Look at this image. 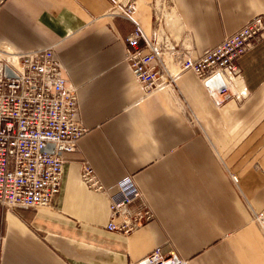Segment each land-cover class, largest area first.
<instances>
[{
  "label": "crops",
  "instance_id": "0c3cea01",
  "mask_svg": "<svg viewBox=\"0 0 264 264\" xmlns=\"http://www.w3.org/2000/svg\"><path fill=\"white\" fill-rule=\"evenodd\" d=\"M114 0H0V55L55 45L85 128L63 154L52 208H0V264H134L152 249L186 264H264V37L238 59L241 101L214 107L193 74L143 95L119 41L132 22ZM130 18L196 58L253 18L264 0H125ZM88 164L110 194L130 177L152 217L107 232V200L80 182Z\"/></svg>",
  "mask_w": 264,
  "mask_h": 264
},
{
  "label": "built area",
  "instance_id": "2783aa9c",
  "mask_svg": "<svg viewBox=\"0 0 264 264\" xmlns=\"http://www.w3.org/2000/svg\"><path fill=\"white\" fill-rule=\"evenodd\" d=\"M119 15L132 29L119 41L123 61L143 95L171 85L189 72L214 107L244 97L233 90L240 79L238 59L264 37L259 18H253L196 58L177 51L156 30L146 36L130 18L134 7L124 4ZM113 14L115 11L113 10ZM76 91L55 55V45L0 55V208L34 210L52 208L60 191L63 154L76 151L85 128L76 119ZM80 182L107 200V232L126 235L148 222L152 215L130 177L116 184L112 194L91 167L81 163ZM264 229V213L252 215ZM134 264H186L174 253L152 249Z\"/></svg>",
  "mask_w": 264,
  "mask_h": 264
},
{
  "label": "rangeland",
  "instance_id": "374dc122",
  "mask_svg": "<svg viewBox=\"0 0 264 264\" xmlns=\"http://www.w3.org/2000/svg\"><path fill=\"white\" fill-rule=\"evenodd\" d=\"M124 2H125V0H114V2H112L111 4H112V12H113V10L115 11V13L118 15V16H120L119 14V9H118V7H120V6H122V5H124ZM20 211H23V210H20Z\"/></svg>",
  "mask_w": 264,
  "mask_h": 264
}]
</instances>
